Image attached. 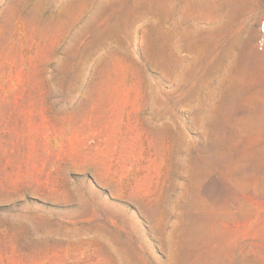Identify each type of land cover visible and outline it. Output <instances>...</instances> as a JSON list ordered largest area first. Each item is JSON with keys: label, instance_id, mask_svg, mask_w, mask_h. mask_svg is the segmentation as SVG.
<instances>
[{"label": "rangeland", "instance_id": "1", "mask_svg": "<svg viewBox=\"0 0 264 264\" xmlns=\"http://www.w3.org/2000/svg\"><path fill=\"white\" fill-rule=\"evenodd\" d=\"M264 0H0V264H264Z\"/></svg>", "mask_w": 264, "mask_h": 264}, {"label": "built area", "instance_id": "2", "mask_svg": "<svg viewBox=\"0 0 264 264\" xmlns=\"http://www.w3.org/2000/svg\"><path fill=\"white\" fill-rule=\"evenodd\" d=\"M262 28L264 29V23H262Z\"/></svg>", "mask_w": 264, "mask_h": 264}]
</instances>
